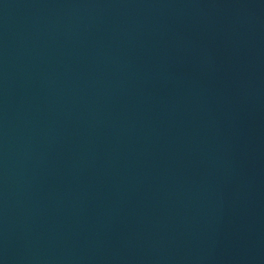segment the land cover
I'll return each instance as SVG.
<instances>
[{"label": "water", "instance_id": "obj_1", "mask_svg": "<svg viewBox=\"0 0 264 264\" xmlns=\"http://www.w3.org/2000/svg\"><path fill=\"white\" fill-rule=\"evenodd\" d=\"M0 264H264V0H0Z\"/></svg>", "mask_w": 264, "mask_h": 264}]
</instances>
